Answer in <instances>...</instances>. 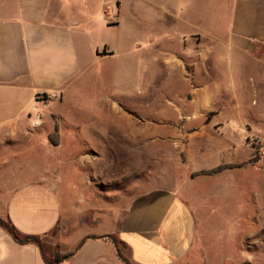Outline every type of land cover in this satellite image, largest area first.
<instances>
[{
	"label": "crops",
	"instance_id": "0c3cea01",
	"mask_svg": "<svg viewBox=\"0 0 264 264\" xmlns=\"http://www.w3.org/2000/svg\"><path fill=\"white\" fill-rule=\"evenodd\" d=\"M68 1L0 0V218L21 236L41 237L45 249L46 240L70 234L78 220L85 222L92 229L79 243L95 238L87 239L62 264H125L108 236L119 239L122 255L130 253L131 264H194L210 235L218 233L213 229L231 222V214L209 212L205 197L193 210L178 187L154 185L155 174L162 173L156 170V158L168 153L157 151L156 143L188 142V164L197 157L203 165L187 170L177 153L175 165L164 171L177 174L173 182L189 180L196 186L227 183L233 169L189 179L187 172L245 163L223 162L219 150L207 153L198 144L207 137L209 126L231 122V133L242 134L251 151L257 150L251 143L257 141L264 158V0H212L215 4L207 8L204 0H166V17L158 22L168 30L149 40L155 54L156 46H163L166 89L173 92L166 96L165 119L160 122L141 117L118 96L101 90L92 101L79 96L80 85L91 76L100 79L103 71L91 70L82 60L79 47L94 33L73 18ZM107 2L101 0L97 14L107 18L108 27L118 26L121 3H113L112 13H117L113 19ZM171 20L186 29L172 32ZM92 56L103 62L116 52L108 45L102 49L95 45ZM155 75L148 81L153 98ZM173 77L179 80L178 87L172 84ZM220 78H230L231 100ZM124 121L130 123L125 129ZM56 122L57 146L49 139ZM125 141L133 145L128 148ZM228 149L229 145L222 151ZM125 156L133 158L137 166L133 170L146 173L147 180L134 183L132 189L140 192L127 198L123 215L122 207L102 213L103 198L122 197L118 181L123 178ZM163 163L161 159L160 166ZM256 217L264 219V213ZM240 226L239 243L248 244L252 224ZM234 235L225 233L223 242L228 244ZM242 260L236 264H255L245 251ZM0 264L46 263L37 244L17 243L0 224Z\"/></svg>",
	"mask_w": 264,
	"mask_h": 264
},
{
	"label": "rangeland",
	"instance_id": "374dc122",
	"mask_svg": "<svg viewBox=\"0 0 264 264\" xmlns=\"http://www.w3.org/2000/svg\"><path fill=\"white\" fill-rule=\"evenodd\" d=\"M84 1L87 4L85 6L83 5ZM107 1L110 5V9L113 3L117 1L121 3L119 18L115 19L119 21L118 26L108 27L107 18H103L97 14L100 9L99 5L101 4V0H99V2H96V0H70L67 2L68 10L71 12L70 14L73 15V18L83 23L85 27L88 25V29L94 33L90 41H86V44L84 43L83 46L81 45L79 47L82 60L84 62H89L91 70L103 71L100 79L91 76L88 82L80 85L78 94L80 97L84 98V101H92L96 99L94 96L95 93L101 90L107 95H112L114 97L118 96V99L122 100L123 104L128 109L137 112L141 117L153 118L157 122H160L162 118L165 119V106L168 102L166 96L170 93L173 94V92L168 88L166 89V80H168V77L164 72L165 61L161 49L163 46L157 45L155 54L149 40L154 33L158 35L159 32L164 33L168 30L166 24L158 22V20H164L163 4L166 0ZM213 3L215 4L212 0H204V8L213 6ZM110 11L114 19V15H117V13H112V9ZM171 24L172 32H181L186 29L180 21L171 20ZM95 45L101 49L103 46L108 45L116 52V56L103 62L96 61L92 56V49ZM155 72L156 85L155 97L153 98V94L149 90L148 81L149 77L152 78ZM174 77L171 82L174 84V87H178L179 80H177V77ZM220 79V81H222L221 84L224 85L225 90L228 91L225 94L231 100V82H227L230 78ZM127 123L128 121H124V129L130 124ZM206 134L207 137L205 140L202 139L198 142V144L203 145L206 152L213 149L219 150V157H221L223 162H245L235 163L239 165V167L231 170L230 181H227V183L220 182L216 186L214 183V185H211V183L208 185L196 186L189 180L173 182V178L177 174L174 172L169 174V172L164 170L175 165L173 156L177 153L181 155L183 163H189L187 162L188 142H180L181 146H177V142L174 141L163 143L162 140H158L156 143L157 151H168V153H166V156L163 158L158 156L156 158V170H161L162 173L155 174L154 185L159 187L165 186V188L173 187V189L178 187L176 191L188 201L193 210L196 209L198 200L201 201L203 200L202 198L205 197L209 198V212L214 209L213 212L219 215L231 214V222L226 221L221 227H215L213 229L218 231V233L215 234L214 232V235H210L200 254L195 258L194 264H228L229 261H231V264L240 263L243 261L242 255L244 251L255 258V264H264V219L260 220L256 217V214L262 216L264 213V158L261 155L258 142H251L254 147L257 146V150L251 151V148L245 146V142L242 139L243 136H241L242 134L236 136L231 133V122L220 128H216L213 125L209 126ZM131 144L132 142L125 141V145L129 146L128 148L131 147ZM228 145L230 147V149H228L229 151H222L224 146ZM133 147L136 146L134 145ZM129 150L130 149L125 148V152ZM256 155H261L260 159L255 160L254 157H256ZM161 159L165 162L163 166H160ZM189 161H191V163L188 164V166L186 165L187 170H194L203 165L200 162V158L197 157L193 160L189 159ZM123 167V178L121 182L118 181V184L121 185L118 186L121 187L120 192L122 193V197L119 199L111 197L103 198L99 206V210L102 211V213H109L112 209L114 210L115 207L117 209L122 207L123 215L129 206L127 198L133 193L140 192V190L132 189L134 183L137 182L138 178H142L144 181L147 180L146 173L143 175L133 170V168L137 169V166L134 165L131 156L124 157ZM131 169L133 171H131ZM151 169V171L154 170L153 168ZM184 174L183 172L179 173L183 179ZM194 174L195 173L187 172L188 179ZM198 193L203 196L197 197ZM69 213L73 214L71 211ZM118 216H120V214H118ZM250 216H252L251 221L247 220ZM255 217L256 219L254 220ZM75 224V230L71 233L69 232L70 234L65 233L62 236L59 235L55 239L46 240V249L49 256L52 255L50 253L51 250H72L79 243L82 236L92 229L85 222L82 223L79 222V220ZM225 224L228 225L227 229ZM251 224L253 228V238L248 242L250 246V250H248L247 242L240 245L239 241L241 236L239 233L241 228L240 225L247 226ZM255 230H258V233ZM229 231H231V234L235 235L231 238V241L226 244L223 242V235L225 233L228 234ZM255 254L257 256H255ZM123 257L129 261L130 253L125 252Z\"/></svg>",
	"mask_w": 264,
	"mask_h": 264
},
{
	"label": "trees",
	"instance_id": "16d2710c",
	"mask_svg": "<svg viewBox=\"0 0 264 264\" xmlns=\"http://www.w3.org/2000/svg\"><path fill=\"white\" fill-rule=\"evenodd\" d=\"M50 142L57 146L60 143V134H59V124L58 122H56L55 124V129L54 132L49 136ZM261 155H256V157H254L255 160L260 159ZM239 167V165L236 164H225V165H221L218 166L210 171L207 172H203V173H198V174H194L193 176H197V175H216L219 173L224 172L225 170L228 169H234ZM0 224L7 230L9 231V233L12 235V237L14 238V240L21 244V245H25V244H29V243H35L39 246L41 253L43 255L44 261L46 264H62L64 261L70 259L71 257H73L81 248L82 246L85 244L86 240L89 238H95V237H87L84 238L79 245L73 249V250H67V251H56L54 252L52 255H48L46 253V249H45V245L41 239V237L39 236H21L17 230L15 229V227L8 221L0 218ZM109 239L113 242V244L115 245L118 255L119 257L123 260V262L125 264H131L127 259H125L122 255V250H121V242L119 241L118 238L114 237V236H108ZM244 264H252L250 262H246Z\"/></svg>",
	"mask_w": 264,
	"mask_h": 264
},
{
	"label": "built area",
	"instance_id": "2783aa9c",
	"mask_svg": "<svg viewBox=\"0 0 264 264\" xmlns=\"http://www.w3.org/2000/svg\"><path fill=\"white\" fill-rule=\"evenodd\" d=\"M46 98H47V96H46Z\"/></svg>",
	"mask_w": 264,
	"mask_h": 264
}]
</instances>
